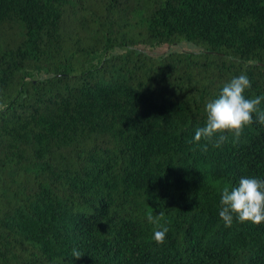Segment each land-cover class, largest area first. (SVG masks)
Masks as SVG:
<instances>
[{"label": "trees", "instance_id": "trees-1", "mask_svg": "<svg viewBox=\"0 0 264 264\" xmlns=\"http://www.w3.org/2000/svg\"><path fill=\"white\" fill-rule=\"evenodd\" d=\"M241 74L264 95V0H0V264H264V222L219 217L264 126L191 142Z\"/></svg>", "mask_w": 264, "mask_h": 264}, {"label": "clouds", "instance_id": "clouds-1", "mask_svg": "<svg viewBox=\"0 0 264 264\" xmlns=\"http://www.w3.org/2000/svg\"><path fill=\"white\" fill-rule=\"evenodd\" d=\"M249 88L251 81L245 74L233 76L224 83L217 98L206 104L205 126L195 131L191 142L199 143L203 138L214 148H219L228 139L226 133L238 139L243 129L254 122L264 126V111L259 110L264 95L246 97L245 91ZM253 114H256L255 121ZM162 216L163 213L156 218L147 216L149 223L157 225L152 238L158 245L164 243L169 231L167 226L159 224V217ZM219 217L225 227H231L234 218L239 223L251 222L257 226L264 222V179L241 177L237 186L231 189L225 187L221 194ZM82 255L73 249L74 258L79 259Z\"/></svg>", "mask_w": 264, "mask_h": 264}, {"label": "rangeland", "instance_id": "rangeland-1", "mask_svg": "<svg viewBox=\"0 0 264 264\" xmlns=\"http://www.w3.org/2000/svg\"><path fill=\"white\" fill-rule=\"evenodd\" d=\"M143 52L147 54H159L166 51H187V52H198V47L188 42H180L174 45L166 46V47H154V48H139Z\"/></svg>", "mask_w": 264, "mask_h": 264}]
</instances>
